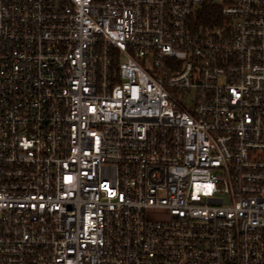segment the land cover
Here are the masks:
<instances>
[{
  "label": "built area",
  "instance_id": "2783aa9c",
  "mask_svg": "<svg viewBox=\"0 0 264 264\" xmlns=\"http://www.w3.org/2000/svg\"><path fill=\"white\" fill-rule=\"evenodd\" d=\"M0 264H264V0H0Z\"/></svg>",
  "mask_w": 264,
  "mask_h": 264
},
{
  "label": "trees",
  "instance_id": "16d2710c",
  "mask_svg": "<svg viewBox=\"0 0 264 264\" xmlns=\"http://www.w3.org/2000/svg\"><path fill=\"white\" fill-rule=\"evenodd\" d=\"M194 27L204 31L214 29L224 23V17L218 6L207 3L192 18Z\"/></svg>",
  "mask_w": 264,
  "mask_h": 264
}]
</instances>
